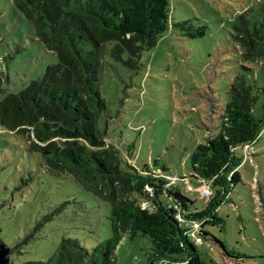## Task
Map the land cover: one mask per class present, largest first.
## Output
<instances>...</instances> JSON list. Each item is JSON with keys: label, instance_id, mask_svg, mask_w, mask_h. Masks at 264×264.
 Returning <instances> with one entry per match:
<instances>
[{"label": "trees", "instance_id": "trees-1", "mask_svg": "<svg viewBox=\"0 0 264 264\" xmlns=\"http://www.w3.org/2000/svg\"><path fill=\"white\" fill-rule=\"evenodd\" d=\"M11 1L56 61L19 91L1 93L0 127L21 134L27 151L37 154L50 174L70 175L106 201L111 229L110 237L90 250L64 237L45 261L22 264H112L124 234L146 236L158 264L213 263L198 251L203 241L218 243L230 259L244 258L205 226L219 224L223 230L218 209L241 180L240 172L233 171L240 161L234 150L253 145L264 129V114L262 119L254 114L264 87L256 88L243 74L233 78L216 132L189 155L188 175L173 174L156 161L139 167L131 160V146L123 149L122 140L110 136L103 91L119 69L137 71L142 52L155 47L169 26L190 38L204 36L206 26L189 20L170 24L169 0ZM231 37L244 61H264V1L236 15ZM186 183L209 186L204 209H195L184 192ZM176 213L200 223V243L176 222Z\"/></svg>", "mask_w": 264, "mask_h": 264}, {"label": "rangeland", "instance_id": "rangeland-1", "mask_svg": "<svg viewBox=\"0 0 264 264\" xmlns=\"http://www.w3.org/2000/svg\"><path fill=\"white\" fill-rule=\"evenodd\" d=\"M264 0H169L170 24L189 20L206 26L202 37H185L169 26L157 45L144 50L137 71L118 70L103 96L108 103L110 136L131 146L139 167L166 166L173 174H189V155L198 142L215 133L228 85L237 74L264 87V61L247 62L231 37L237 14L256 9ZM56 61L33 34L29 22L0 0V95L14 93ZM254 114L262 119L264 93ZM253 154H252V153ZM240 172L230 199L218 209L224 219L205 229L244 258L230 259L215 242L198 251L211 264H264V129L253 145L235 148ZM197 210L205 208L203 184L186 183ZM142 205H147L146 202ZM109 204L78 185L70 175H53L39 156L26 149L19 133L0 127V240L13 249L12 264L45 261L61 238L78 239L92 249L111 235ZM112 264H158L146 236L128 234L113 251Z\"/></svg>", "mask_w": 264, "mask_h": 264}, {"label": "built area", "instance_id": "built-area-1", "mask_svg": "<svg viewBox=\"0 0 264 264\" xmlns=\"http://www.w3.org/2000/svg\"><path fill=\"white\" fill-rule=\"evenodd\" d=\"M184 192L188 193L189 189L187 187H184ZM201 192H202V196L204 197L208 198L211 196V190L208 185L203 184V188ZM174 217L176 222L185 228V232L187 235H189L196 243L201 242V239L198 235V228L200 226L199 222H196L194 220H186L183 216H181L180 213H176Z\"/></svg>", "mask_w": 264, "mask_h": 264}, {"label": "water", "instance_id": "water-1", "mask_svg": "<svg viewBox=\"0 0 264 264\" xmlns=\"http://www.w3.org/2000/svg\"><path fill=\"white\" fill-rule=\"evenodd\" d=\"M10 262V250L8 247L0 244V264H9Z\"/></svg>", "mask_w": 264, "mask_h": 264}]
</instances>
